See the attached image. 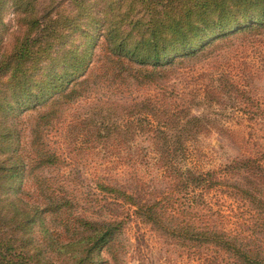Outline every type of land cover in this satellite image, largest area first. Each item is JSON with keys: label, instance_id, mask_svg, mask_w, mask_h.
I'll use <instances>...</instances> for the list:
<instances>
[{"label": "trees", "instance_id": "16d2710c", "mask_svg": "<svg viewBox=\"0 0 264 264\" xmlns=\"http://www.w3.org/2000/svg\"><path fill=\"white\" fill-rule=\"evenodd\" d=\"M32 9L8 47L0 45V264H123L120 236L127 217L90 221L58 181L67 162L49 148L47 132L66 107L93 86L158 85L185 61L219 44L264 34V0H48ZM100 115L67 120L112 147L148 137L166 188L94 183L106 203L126 206L181 256L202 264H264V146L239 136V156L213 169L185 164L188 144L214 125L203 115H179L156 99L128 104L91 101ZM63 116V119H62ZM84 132V130H83ZM248 140V139H247ZM57 176V178H55ZM224 194L231 222L209 197ZM94 198L98 208L102 201ZM234 206V207H233ZM234 210V211H233ZM56 226L48 230L46 220ZM33 231L47 241L32 240ZM34 239V238H33ZM49 251H48V249ZM59 251V252H57Z\"/></svg>", "mask_w": 264, "mask_h": 264}, {"label": "rangeland", "instance_id": "374dc122", "mask_svg": "<svg viewBox=\"0 0 264 264\" xmlns=\"http://www.w3.org/2000/svg\"><path fill=\"white\" fill-rule=\"evenodd\" d=\"M14 3L0 0V45L4 47L10 45L32 10L19 8ZM47 3L48 0H35L32 5L37 12L44 10L41 7ZM59 7L71 6L63 0ZM89 90L66 107L64 122L53 126L45 136L49 148L67 162L62 173L69 172L68 179L72 180L61 178L58 183L61 192L77 203L73 214L90 221H105L113 218V214L118 218L127 217L120 236L123 264H202L181 256L171 244L131 216L126 206L102 201L100 198L104 199L105 195L98 194L94 188L99 180L120 185L126 192L148 186L156 189L157 195L166 188L167 183L154 164L150 134L135 135L131 148L127 149L122 145L112 147L102 135L95 136L88 126L74 125L69 129L66 123L78 115H90L93 123H97L105 110L98 114L96 109H91L94 99L128 104L150 98L182 116L203 115L214 125L188 144L187 166L198 171L213 169L239 156L234 142L239 136L246 139L248 149L255 151L264 146V34L223 42L208 54L174 67L158 85L137 86L129 82L122 86L96 85ZM209 197L231 222L233 215L228 210L232 201L218 192L211 191ZM94 198L102 201V207H97ZM46 221L48 230L51 226L57 227L53 219ZM44 234L47 233L33 231L32 240L47 241ZM57 242H50L51 248H56ZM51 248L57 264L60 255Z\"/></svg>", "mask_w": 264, "mask_h": 264}]
</instances>
